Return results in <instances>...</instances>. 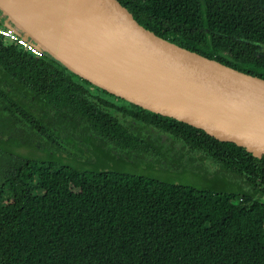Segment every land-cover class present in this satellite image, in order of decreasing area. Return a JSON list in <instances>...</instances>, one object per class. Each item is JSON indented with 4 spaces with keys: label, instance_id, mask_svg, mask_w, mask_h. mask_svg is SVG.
Instances as JSON below:
<instances>
[{
    "label": "trees",
    "instance_id": "trees-1",
    "mask_svg": "<svg viewBox=\"0 0 264 264\" xmlns=\"http://www.w3.org/2000/svg\"><path fill=\"white\" fill-rule=\"evenodd\" d=\"M122 1L159 36L264 78V0ZM23 126L46 134L52 153L6 156L0 264H264V158L142 110L0 35V128ZM80 142L107 150L108 162L89 156L84 168L57 153L84 152ZM111 142L187 157L232 186L206 184L196 164L185 168L197 181L116 170L109 161L125 156Z\"/></svg>",
    "mask_w": 264,
    "mask_h": 264
},
{
    "label": "water",
    "instance_id": "water-1",
    "mask_svg": "<svg viewBox=\"0 0 264 264\" xmlns=\"http://www.w3.org/2000/svg\"><path fill=\"white\" fill-rule=\"evenodd\" d=\"M0 12L94 85L264 158V78L159 36L122 0H0Z\"/></svg>",
    "mask_w": 264,
    "mask_h": 264
},
{
    "label": "rangeland",
    "instance_id": "rangeland-1",
    "mask_svg": "<svg viewBox=\"0 0 264 264\" xmlns=\"http://www.w3.org/2000/svg\"><path fill=\"white\" fill-rule=\"evenodd\" d=\"M121 105H126L122 101H119ZM67 128L66 130H69ZM73 131L72 129H70ZM0 131H6V136L2 137L5 139H0V175L2 176V166L5 164V162L8 160L6 156L8 157L9 153L16 152V153H22L29 156H36V157H49L52 153V150L49 149L46 151V148L53 146L52 141L49 139V137L44 134L42 131H40L37 128H31V127H17V129L11 130V128H0ZM144 132V131H143ZM3 133V132H1ZM82 133V129H77L76 133L72 136H77ZM64 135V133H63ZM12 136V137H9ZM14 136V137H13ZM81 140V139H80ZM61 143L66 144L64 141V138H60L58 140ZM141 148L140 144L135 143L134 148H125L123 149L119 144L117 143H110L107 145V147H113V151L115 153L123 154L125 156L124 159L118 157L114 161H109L110 167H113L116 170H125V171H132V172H142L146 173L147 175H151L153 177H156L158 179H170L176 182H181L182 180H199V177H197V174L193 173V169L191 168H185L190 164H196L191 163L187 161V157L180 160L178 157L170 156L174 155L172 152L166 155L165 157H155L152 151L144 152V150H137V146ZM71 147V145H69ZM80 147L83 148L84 152H79L78 154L72 152L71 154H74L73 156H69L68 152L65 149H62L60 151H57L59 155H62L64 160L67 162H73L74 164L88 168L91 167L92 163H95L96 161H99L103 158H105V155H107V150H104L103 148L99 147L97 149H93V147H89L87 144L80 142ZM55 150V148H54ZM7 152V153H6ZM91 157V162L87 161V157ZM4 160V161H3ZM104 161H107L103 159ZM108 162V161H107ZM197 166V164H196ZM188 169V171L185 172V170ZM196 171L200 170V174L202 176V179H206L204 182L206 184L213 183L218 187V189H229L230 186H232V183L224 182L223 180L215 179V181L212 180L213 177H209V175L205 174V171L198 168H196ZM201 178V177H200ZM178 180V181H177ZM1 181V177H0Z\"/></svg>",
    "mask_w": 264,
    "mask_h": 264
},
{
    "label": "built area",
    "instance_id": "built-area-1",
    "mask_svg": "<svg viewBox=\"0 0 264 264\" xmlns=\"http://www.w3.org/2000/svg\"><path fill=\"white\" fill-rule=\"evenodd\" d=\"M0 35H2L10 43L21 45L26 50L31 51L37 56H41L45 53L40 51L30 40L20 36L14 29L4 25L2 21H0Z\"/></svg>",
    "mask_w": 264,
    "mask_h": 264
}]
</instances>
